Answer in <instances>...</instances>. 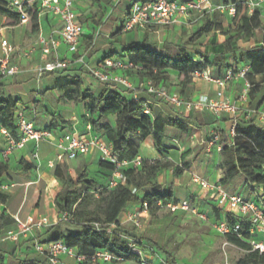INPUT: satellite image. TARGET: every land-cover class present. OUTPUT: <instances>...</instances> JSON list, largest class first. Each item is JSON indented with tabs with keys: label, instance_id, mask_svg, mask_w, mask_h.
<instances>
[{
	"label": "crops",
	"instance_id": "obj_1",
	"mask_svg": "<svg viewBox=\"0 0 264 264\" xmlns=\"http://www.w3.org/2000/svg\"><path fill=\"white\" fill-rule=\"evenodd\" d=\"M23 1L31 4L32 0ZM136 1L138 0H109L111 5L100 10L102 13H99L94 10L98 8L99 4H94L93 0H76V9L85 26L79 50L77 53L71 54L68 52L67 46L62 44L58 49L57 56L68 58L70 60L69 67L60 73H46L43 77H38L33 72V67L40 61L41 51H36L30 59L18 52L20 49L28 50L37 36L28 34L26 24L5 26L6 16L0 12V33L16 47L17 51L13 54L11 61L17 62L22 69L19 74L12 77L0 76V84L3 85L7 96L17 101L18 110H22L29 119L34 120L37 129H50L52 132V139H45L40 143L38 160L32 157L35 150L33 142L27 143L24 149L14 151L8 159H3L1 151L5 139L2 132L4 128L0 126V165L8 167L7 170L3 169V173L0 174V183L9 186V190L6 192L10 195L8 203L0 205V214L5 212L7 215L6 228L0 239V251L5 255L6 264H20L24 261L47 264L46 258L35 250L34 244L49 242L51 239L49 228L59 222L60 213L55 199L66 186L64 175L60 177L56 175L58 168L74 180L75 186H79L77 182L80 172L89 173L90 178L97 182H103L105 185L111 178V170L99 166L101 155L96 148H92L86 155H78L73 160L66 161L65 164H52L58 152L55 144L60 137L69 131L85 132L87 126H91L82 118L90 116L88 103L84 101L72 100L63 96L67 108L49 112L47 106L50 101L47 96L57 93L59 90L63 92L62 85L66 79L64 77L79 78L82 90L97 95L105 85L90 75L85 64L97 66L106 58L122 62L131 61L128 48L134 44H145L147 48L172 57L177 56L181 51L197 61L208 57V68L211 75L218 78L223 77L230 67L235 68L247 64L248 61L244 56L245 51L258 50L264 46V31L261 28L256 29L244 38L233 39L232 50L224 53L222 60L214 63V58L223 54L226 40L238 33V25L234 24L233 17L229 14L207 9L194 10L188 15L178 13L176 22L173 24L154 25L146 28L137 27L124 32L122 24L126 13ZM173 1L186 3L191 0ZM246 1L247 7L244 8L241 15L247 11L251 16L256 8L253 11L249 9V0ZM102 3L104 4V1ZM216 4H223V2L216 0ZM92 5L93 8H91ZM210 24L211 28L208 32L199 38L195 37L202 27ZM40 25L39 34L48 38L57 37L61 21L59 18L42 17ZM81 55L85 57V64L78 61V57ZM221 66L223 73L219 75ZM125 74L129 77L132 88L121 85L114 87L127 99L139 98L141 105L146 104L153 124L152 133L146 136L137 156L143 160L169 161L181 168L179 174L175 173L174 167L162 169L158 173L157 180L162 190L171 189L176 201L188 199L192 203L198 204L202 211L213 215L215 222L224 218V214L221 211H216V203L211 199L212 193L204 189L199 181L205 180L214 185L222 184L232 193H238V190L243 188L246 196L249 192H251L250 197L253 195L255 190L253 191L251 186L246 184L243 175L235 177L227 184L222 183L226 167L223 166V155L222 151L218 150V146L223 147V135L230 142L232 141L231 129L235 120L230 114L223 113L218 117L209 110L196 112L170 106L140 87L145 79L138 75V72L127 70ZM253 82L254 84L250 82L252 93L249 94L246 101L241 99L243 81L233 82L226 88L227 96L240 107L237 123L245 121L244 115L250 110H256L258 113L264 112V75H255ZM167 87L173 92L180 93L179 81L173 73L171 80L167 82ZM216 91L217 86L214 82L197 77L185 89L184 97L191 100L198 99L202 95L215 97ZM53 117L60 121L56 128H49ZM170 119L178 120L183 126L178 128L170 125ZM61 120L68 123L62 124ZM249 120L264 127V119L257 113H252ZM109 122L112 126L111 131L100 135L95 133L105 142L114 146L116 116L109 115ZM153 133L159 137V146L156 145ZM215 135L219 136V142L210 145V141ZM21 160L32 165V168L24 171ZM90 171L95 172V175H92ZM142 196L140 194V197ZM140 203L141 200H138L127 205L118 218L117 230L127 237L140 238L147 245L144 248L146 255L155 264H162L160 259L166 257L164 252L158 248L156 240L151 237L153 223H141V227H136L129 220L130 216L138 210ZM41 216L49 218V226L43 229H33L22 235L18 241L6 238L8 231L17 230L16 217L25 221ZM175 260L176 264H185L177 258ZM64 261L66 264H80L71 256H65ZM82 264L94 263L85 262ZM95 264H139V261L126 260L121 263L99 261Z\"/></svg>",
	"mask_w": 264,
	"mask_h": 264
},
{
	"label": "trees",
	"instance_id": "obj_2",
	"mask_svg": "<svg viewBox=\"0 0 264 264\" xmlns=\"http://www.w3.org/2000/svg\"><path fill=\"white\" fill-rule=\"evenodd\" d=\"M10 0H0V12L6 16L5 26H16L20 24L21 13L9 5ZM148 1V0H143ZM224 5L236 4V15L233 17L234 24H237L238 33L230 37L224 43V52L214 58V63L224 57V53L232 50L233 39L244 38L256 29L264 31V22L260 9H255L251 16L245 11L246 0H222ZM24 13L27 16V32L31 36H38L40 33L39 9L36 3H25ZM248 10V8H247ZM240 16V19L238 20ZM210 25L202 27L195 35L201 37L208 32ZM129 59L143 66L141 77L151 79L156 84H164L171 80L172 73L177 77L180 84V93L185 96V89L193 82V73L208 69V57L197 61L182 51L175 57L160 54L145 44H134L128 48ZM244 56L251 66V73L248 79L254 84L253 77L258 74L264 75V46L261 49L247 50ZM213 63V62H212ZM223 68L219 67V75H222ZM62 85L65 97L72 100H81L88 103L89 117L83 116L93 131L99 135L112 130L109 122V115L116 116V127L114 130V149L120 160L133 159L137 157L139 148L146 136L152 133L153 124L150 114L145 112V104L141 101L129 100L114 87L115 84H104L102 90L94 95L93 93L81 89L79 78L64 77ZM252 93V91H250ZM18 111L17 101L7 96L3 85L0 84V126L15 134V113ZM96 116V117H94ZM59 119L53 117L49 128H56ZM62 124H67L61 120ZM169 124L181 127L183 124L175 119H170ZM186 128V127H184ZM50 130V129H49ZM156 145L160 140L156 133H153ZM222 155L225 177L223 184H227L235 177L243 175L247 185L253 191L262 187L264 191V127L246 120L238 122L236 125V135L230 142L227 137H222ZM24 171L32 168V165L21 160ZM99 166L112 171L115 166L106 161L100 160ZM174 167L176 174L181 168L172 162L163 160H143L139 168L123 169L126 177L125 184H119L115 188H109L108 184L98 185L97 181L90 178L87 173L80 172L78 176L79 186H75L74 180L58 168L57 176L64 175L66 188L55 199L56 206L60 214L69 213L71 219L59 221L49 228L50 241L63 240L69 247L75 248L80 254L92 255L99 249H108L110 252L124 257L126 260H137L138 258L130 253L126 242L120 237V232L114 230L110 233L111 224L119 223L118 218L124 212L127 205L141 200L147 201L150 210L153 212L160 209L158 201L167 204L176 201L171 189L164 191L158 183V173L165 168ZM7 166L0 165V174ZM63 173V174H62ZM1 186V183H0ZM100 187V188H99ZM136 190L133 192V190ZM144 191V192H143ZM140 194L143 196L140 197ZM249 192L248 197H250ZM10 199L9 193L0 189V205H6ZM216 211L219 212L218 209ZM209 216V214H208ZM5 212L0 214V239L6 228ZM230 221L232 219L228 217ZM100 224L98 229L95 224ZM226 241L244 250L245 254L239 259L238 264H264V254L251 250L250 241L252 236L246 232V227L241 231V237L235 233L224 235ZM49 241V242H50ZM165 261L168 264H176L173 255L167 251ZM0 264L5 263V255L0 251ZM20 264H35L31 261H24Z\"/></svg>",
	"mask_w": 264,
	"mask_h": 264
},
{
	"label": "built area",
	"instance_id": "obj_3",
	"mask_svg": "<svg viewBox=\"0 0 264 264\" xmlns=\"http://www.w3.org/2000/svg\"><path fill=\"white\" fill-rule=\"evenodd\" d=\"M27 3V2H26ZM36 3L39 9V17L59 18L61 21V28L58 31L57 37H45L39 34L31 43L28 50L20 49L18 52L24 57L30 59L38 50L41 51L39 63L33 67V72L38 77H43L46 73H60L66 70L70 65L68 58H59L57 56L59 47L63 44L67 46L68 52L75 54L80 47L81 38L84 34V24L80 19L79 13L76 9V0H32ZM30 4V3H29ZM9 5L21 13L20 23L26 24L27 16L24 13L25 2L23 0H10ZM255 0H249L248 6L252 11L259 6ZM208 10L227 12L230 16L236 15V4H219L214 5L211 0H191L186 3H179L173 0H138L126 13V17L122 24L124 32L131 31L137 27L146 28L154 25H169L176 22V14L188 15L194 10ZM0 76L12 77L19 74L22 69L17 62H12V56L17 51L16 47L0 33ZM78 61L85 64V57L81 55ZM90 75L97 81L103 84L121 85L127 88H132L129 77L125 71H142L143 66L138 65L132 61L122 62L112 58L104 59L99 65H87ZM251 73L250 64L239 65L238 67H230L223 77L215 78L211 75L208 69L204 71H196L193 73V79L203 77L212 81L217 86L215 97L206 95L200 96L198 99H187L180 93L171 91L164 84H156L151 79H145L140 87L147 91L148 94L156 99L167 103L176 108H184L187 111L204 112L206 110L212 111L216 116L220 117L223 113L230 114L235 120L232 124L231 136L236 135L237 115L240 113V107L237 103L227 96L226 88L233 82L243 81V90L241 99L246 101L251 91V84L248 75ZM140 101L139 98H134ZM145 112L150 113L149 108L145 104ZM252 113H257L264 119V112L258 113L256 110H250L245 113L244 118L250 119ZM15 134L9 130L3 129L4 146L2 149L3 159H8L9 156L16 150L24 149L29 142H33L35 150L33 151V159H39V145L45 139H52V132L49 129H37L33 119H29L22 110L15 113ZM219 142V136L215 135L210 145H215ZM56 148L58 150L56 158L52 164H65L68 160H73L78 155H86L92 148L99 150L101 160L111 163L115 166L112 171L111 178L108 182L109 188H115L119 184L126 183V177L123 169L139 168L142 165L143 159L135 157L133 159L120 160L114 146L105 142L99 135H97L91 126H87L85 132L69 131L56 141ZM218 150L222 151V147L218 146ZM264 170V165H262ZM200 185L210 191L211 199L215 201L216 207L224 214V218L215 222V229L218 233L226 235L228 233H235L241 237V231L246 227L252 239L250 241L251 250L257 251L259 254H264V191L260 187L253 193L251 197L243 196L239 193H232L222 184H211L208 181H199ZM0 189L8 191L9 186L1 184ZM136 190L134 189L133 192ZM157 206L160 209H169L176 213L179 211L186 213H194L200 216L201 219L207 220L208 214L201 210L198 204L192 203L188 199L181 201H172L167 204L158 201ZM150 205L147 201L139 204L138 210L135 211L129 218L136 227H141V217L150 214ZM230 217L232 221L229 220ZM71 219L69 213H63L59 216V221H68ZM17 223V230H10L6 234V238L12 241H18L19 238L31 232L33 229H43L50 225V220L46 216H41L37 219L31 218L25 221L20 218H15ZM95 226L100 229V224ZM117 230L116 224H111L109 231L113 233ZM120 237L126 242V245L133 256L138 258L139 264H155L145 253L144 248L147 246L140 238L127 237L120 233ZM226 245H231L226 241ZM236 247V246H235ZM35 250L43 255L47 264H66L65 256L73 257L76 262L82 264L85 262L98 263L99 261L109 263H121L126 259L118 256L108 249H99L92 255L80 254L77 249L69 247L63 240L50 241L47 243L36 242L34 244ZM162 264H168L165 259H160Z\"/></svg>",
	"mask_w": 264,
	"mask_h": 264
},
{
	"label": "rangeland",
	"instance_id": "obj_4",
	"mask_svg": "<svg viewBox=\"0 0 264 264\" xmlns=\"http://www.w3.org/2000/svg\"><path fill=\"white\" fill-rule=\"evenodd\" d=\"M93 1L94 4H99L98 8L94 9L99 13H102L100 10L111 5L109 0ZM211 1L218 5L216 0ZM255 1L260 4L256 9L263 11L264 21V0ZM93 7L92 5L91 8ZM225 13L228 15L227 12ZM138 75H142V73L138 71ZM63 96L64 94L60 90L47 96L50 101L47 106L49 112L67 108ZM90 172L95 175V172ZM87 174L90 176L89 173ZM97 183L105 187L103 182ZM238 193L246 196L243 188L239 189ZM140 220L141 223H153L151 237L156 240L160 250L171 253L175 259L177 258L185 264H238L239 259L245 254L241 248L225 244L226 238L214 227L213 215H209L207 220H203L194 213L182 211L173 213L164 208L156 209L150 212L147 217H141Z\"/></svg>",
	"mask_w": 264,
	"mask_h": 264
}]
</instances>
